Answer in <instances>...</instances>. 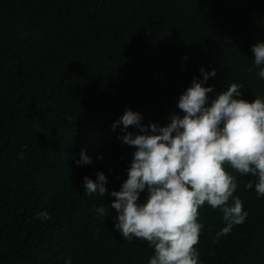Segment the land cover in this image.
I'll return each instance as SVG.
<instances>
[{
    "label": "trees",
    "instance_id": "obj_1",
    "mask_svg": "<svg viewBox=\"0 0 264 264\" xmlns=\"http://www.w3.org/2000/svg\"><path fill=\"white\" fill-rule=\"evenodd\" d=\"M257 41L264 0H0V264H148L154 249L114 230L115 197L85 194L83 178L103 171L118 191L133 148L113 122L131 108L166 125L202 66L216 69L210 98L236 83L264 99ZM82 148L92 164H75ZM222 167L248 216L213 243L222 211L200 206V264H264L258 177Z\"/></svg>",
    "mask_w": 264,
    "mask_h": 264
},
{
    "label": "clouds",
    "instance_id": "obj_2",
    "mask_svg": "<svg viewBox=\"0 0 264 264\" xmlns=\"http://www.w3.org/2000/svg\"><path fill=\"white\" fill-rule=\"evenodd\" d=\"M251 51L257 75L264 80V41H257ZM199 71L202 78L194 77L179 95L180 111L172 112L166 125L142 123L143 114L131 108L113 122V131L120 126L121 143L133 148L127 178L118 191L106 188L103 171L95 179L83 178L85 194L115 197L107 205L117 212L114 230L125 240L146 241L154 249L148 264H200L194 245L204 227L197 222L198 208L205 203L220 208L225 222L213 243L245 222L248 212L233 195L238 186L222 167L225 163L241 175L257 176L255 192L257 198L264 197V99H244L236 83L210 98L214 89L207 81L216 76V69L202 66ZM130 126L139 131H130ZM92 162L83 148L75 159L77 166ZM142 192L147 195L141 202ZM95 211L106 217L103 206ZM37 218L44 221L49 214L42 211ZM65 264H72L71 257Z\"/></svg>",
    "mask_w": 264,
    "mask_h": 264
}]
</instances>
